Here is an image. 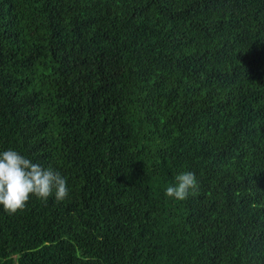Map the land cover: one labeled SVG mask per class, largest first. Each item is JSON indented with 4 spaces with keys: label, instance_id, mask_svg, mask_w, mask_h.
<instances>
[{
    "label": "trees",
    "instance_id": "trees-1",
    "mask_svg": "<svg viewBox=\"0 0 264 264\" xmlns=\"http://www.w3.org/2000/svg\"><path fill=\"white\" fill-rule=\"evenodd\" d=\"M8 149L69 197L0 205V264H264V0H0Z\"/></svg>",
    "mask_w": 264,
    "mask_h": 264
},
{
    "label": "clouds",
    "instance_id": "clouds-1",
    "mask_svg": "<svg viewBox=\"0 0 264 264\" xmlns=\"http://www.w3.org/2000/svg\"><path fill=\"white\" fill-rule=\"evenodd\" d=\"M199 182L194 172H183L165 190L169 199L183 201L197 191ZM57 202L69 197L67 180L51 166L43 167L14 149L0 152V205L8 215L23 211L33 198Z\"/></svg>",
    "mask_w": 264,
    "mask_h": 264
}]
</instances>
